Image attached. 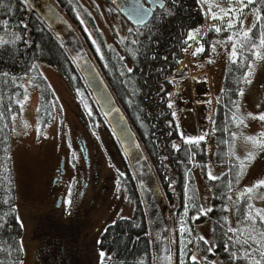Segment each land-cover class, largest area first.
I'll return each instance as SVG.
<instances>
[{
  "label": "trees",
  "instance_id": "obj_1",
  "mask_svg": "<svg viewBox=\"0 0 264 264\" xmlns=\"http://www.w3.org/2000/svg\"><path fill=\"white\" fill-rule=\"evenodd\" d=\"M52 2L72 24L81 28L77 12L85 11L80 0ZM164 5L156 9L145 24L134 27L109 4L117 17L112 41L107 43L102 34H95L96 44L88 43L85 30L81 37L156 174L170 210L172 264H193V255L196 256L195 264L264 262L261 255L264 253V237L261 236L264 223L257 215L264 211L255 206L252 198L264 187L251 193L247 190L252 186L236 192L247 161L236 150L233 130L238 123L237 113L247 74L259 56L257 53L264 50L260 42L264 37V0H254L248 5H256L257 9L248 30L242 29L240 21L232 26L218 24L208 28L200 41L203 51L197 52V56L206 60L216 54L213 39L220 42L216 44L218 47L226 49L232 45L231 49H226L223 75L220 88L214 93L208 130L213 139L214 161L223 170L214 176L216 179L207 178V201L199 197L191 172L198 164L199 170L205 173L206 145L179 138L168 100L172 88L170 76L177 69L178 58L187 45L188 32L204 24V15L198 0H165ZM83 15L93 26L92 19ZM0 41L8 42L0 43V264H21L23 226L15 207L10 157L11 119L23 113L27 90L34 89L37 91L34 117L41 127L51 122L55 115H61L60 104L37 63L55 67L68 88L77 95L80 106L90 112L95 122L103 125L118 148L61 44L23 0H0ZM234 49L236 55L229 57V50ZM125 169L123 183L133 207L132 214L118 216L106 224L99 234L97 247L110 254L111 264H150V241L143 208L126 165ZM206 209L211 211L203 215ZM182 214L185 228L190 229L184 240L177 227ZM204 223L208 224L209 238L195 231V226ZM40 228L35 230L37 234Z\"/></svg>",
  "mask_w": 264,
  "mask_h": 264
},
{
  "label": "rangeland",
  "instance_id": "obj_2",
  "mask_svg": "<svg viewBox=\"0 0 264 264\" xmlns=\"http://www.w3.org/2000/svg\"><path fill=\"white\" fill-rule=\"evenodd\" d=\"M84 13L78 11L80 32L86 31L85 37L88 43L96 44L95 34H102L106 42L112 41L113 26L116 25L115 15L107 0H80ZM203 11L204 24L191 28L187 36V45L178 58V66L170 76L172 88L169 92L170 110L173 115L179 138L187 142H204L207 151L205 173L201 172L198 164L192 167V178L195 182L199 197L202 201L208 200L209 187L207 178L218 175L223 168L214 161L213 139L208 133L209 120L213 110L214 93L220 88V80L223 75L225 59L228 48L218 47L220 43L213 39L216 46V54L206 60L197 56L200 48V39L208 28L218 24L232 26L240 21L243 30H248L257 15L256 5H250L248 0H198ZM247 5V6H244ZM231 10V11H229ZM92 19L93 26L84 19V15ZM213 16L216 18L213 19ZM222 17V18H221ZM123 24L122 20H119ZM189 33L193 38H189ZM83 35V36H84ZM234 37L235 34H230ZM193 53H196L193 55ZM229 57L233 51L229 50ZM185 58V59H184ZM183 59V60H181ZM37 66L47 79L53 90L56 100L61 107V115L40 126L34 117L37 106V91L27 90V102L23 113L19 117L12 116L10 136V157L15 183L16 214L23 226V258L21 264H35V250L38 246L40 231L51 225L48 220H42L40 215L49 205L47 195V182L58 157L67 156L74 145V133L80 128V120L77 116L81 113V107L77 95L66 85L63 77L55 67L37 63ZM238 108V123L235 129L236 150L241 158L247 161L246 168L238 182L237 191L244 187H251L258 181L264 180V121L254 119L264 114V50L252 63L242 90ZM88 106V105H87ZM90 109V107H88ZM240 121V122H239ZM103 126V125H102ZM106 142L108 154L102 156L105 170L112 165L116 170L125 174L123 160L111 140L107 130L100 128ZM107 134V135H106ZM204 136L203 140L199 137ZM251 138V139H249ZM254 159H249V156ZM112 176L111 178H113ZM107 199L101 206L92 209L87 217L89 221L88 237V263L87 264H110V254L101 257L96 247L99 234L103 227L113 221L117 216L128 217L132 214V204L128 200L125 191H120L114 183L110 184L106 192ZM255 206L264 211V188L257 190L253 195ZM49 216V215H47ZM178 220L177 227L180 229L182 239L186 238L187 231L183 219ZM47 221V224H46ZM195 231L201 236L209 238L208 224L195 226ZM37 234V235H36ZM39 259V256H38Z\"/></svg>",
  "mask_w": 264,
  "mask_h": 264
},
{
  "label": "water",
  "instance_id": "obj_3",
  "mask_svg": "<svg viewBox=\"0 0 264 264\" xmlns=\"http://www.w3.org/2000/svg\"><path fill=\"white\" fill-rule=\"evenodd\" d=\"M61 44L113 136L133 179L150 241V264H172L170 210L156 174L127 116L94 63L79 32L52 0H23ZM131 25L142 26L165 0H108ZM62 165V164H61Z\"/></svg>",
  "mask_w": 264,
  "mask_h": 264
},
{
  "label": "flooded vegetation",
  "instance_id": "obj_4",
  "mask_svg": "<svg viewBox=\"0 0 264 264\" xmlns=\"http://www.w3.org/2000/svg\"><path fill=\"white\" fill-rule=\"evenodd\" d=\"M77 116L81 127L74 133L69 158L59 156L48 178L49 205L40 215L55 225L39 232L40 249L37 246L35 250V264H87V217L97 204L105 203L110 184L123 191L125 174L112 165L105 170L102 162V156L108 154L106 142L99 134L102 126L90 112L81 110Z\"/></svg>",
  "mask_w": 264,
  "mask_h": 264
},
{
  "label": "snow or ice",
  "instance_id": "obj_5",
  "mask_svg": "<svg viewBox=\"0 0 264 264\" xmlns=\"http://www.w3.org/2000/svg\"><path fill=\"white\" fill-rule=\"evenodd\" d=\"M240 2H241V4L243 5V0H240ZM248 3H249V4H253V3H254V0H248ZM244 6H247V5H244ZM160 7H165V5L161 4ZM229 11H231V10H229ZM215 18H216V17L213 16V19H215ZM221 18H222V17H221ZM5 23H7V22H5ZM230 26H231V25H230ZM23 27L26 28L27 25H23ZM216 30L219 31V29H216ZM245 35H247V33H245ZM189 38H190V39L193 38L191 33H189ZM260 42H261V45H264V37L261 38V41H260ZM0 43H8V42H7V41H0ZM255 47H256V46L253 44V48H255ZM199 51H203V49H202V48H198V49H197V52H199ZM195 54H196V53H193V55H195ZM233 55H236L235 49L233 50ZM257 55H259V53H257ZM129 71H131V69H129ZM4 75H7V73H5ZM242 94H243V93L241 92V95H242ZM169 95H171V94H169ZM169 107H171V104H169ZM173 115H175V113H173ZM254 119H259L260 121H264V114H260L258 117H254ZM199 139H200V140H203V139H204V136L199 137ZM249 139H251V138H249ZM174 147H175V145H174ZM249 159H254V157H252V156L250 155V156H249ZM209 176H210L211 179H216V177L211 176L210 173H209ZM261 187H264V180H260V181H258L255 185H253V186H252L251 188H249L247 191H248L249 193H251L254 189L261 188ZM208 211H211V209H206V210H204V211L202 212V214H203V215H206ZM257 215L260 216V222H261V223H264V214L257 213ZM230 231H231V229H230ZM261 236L264 237V233H261ZM201 239H203V238H201ZM249 239H253V240H254L255 238H254V237H249ZM245 243H247V241H245ZM100 255H101V257H104V256H105V253L102 252ZM261 255L264 256V253H262ZM191 258H192V260H193V264H195L196 256L193 255ZM253 264H264V262H262V261H253Z\"/></svg>",
  "mask_w": 264,
  "mask_h": 264
},
{
  "label": "bare ground",
  "instance_id": "obj_6",
  "mask_svg": "<svg viewBox=\"0 0 264 264\" xmlns=\"http://www.w3.org/2000/svg\"><path fill=\"white\" fill-rule=\"evenodd\" d=\"M185 59V58H184ZM181 60H183V59H181Z\"/></svg>",
  "mask_w": 264,
  "mask_h": 264
}]
</instances>
